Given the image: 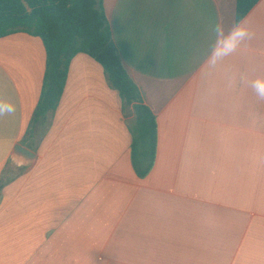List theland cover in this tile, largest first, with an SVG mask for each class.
I'll return each instance as SVG.
<instances>
[{
    "label": "crops",
    "instance_id": "crops-1",
    "mask_svg": "<svg viewBox=\"0 0 264 264\" xmlns=\"http://www.w3.org/2000/svg\"><path fill=\"white\" fill-rule=\"evenodd\" d=\"M237 0H104L124 67L158 123L153 170L132 164L131 109L85 53L59 106L29 137L47 72L41 38H0V264H264V0L256 33L215 69L211 28ZM234 73L236 84L225 85ZM215 88V96L208 91ZM28 138V140H27ZM27 140L24 144V140ZM18 145L36 154L26 165Z\"/></svg>",
    "mask_w": 264,
    "mask_h": 264
},
{
    "label": "trees",
    "instance_id": "trees-1",
    "mask_svg": "<svg viewBox=\"0 0 264 264\" xmlns=\"http://www.w3.org/2000/svg\"><path fill=\"white\" fill-rule=\"evenodd\" d=\"M259 1L237 0L236 21L244 19ZM18 32L41 38L47 51L43 92L29 137L44 128L53 116L63 96L71 62L85 53L103 67L124 110L131 109L132 164L137 176L146 178L157 157V118L124 67L113 41L104 0H0V38ZM9 182L4 179L0 189Z\"/></svg>",
    "mask_w": 264,
    "mask_h": 264
},
{
    "label": "clouds",
    "instance_id": "clouds-1",
    "mask_svg": "<svg viewBox=\"0 0 264 264\" xmlns=\"http://www.w3.org/2000/svg\"><path fill=\"white\" fill-rule=\"evenodd\" d=\"M213 42L210 45L206 64L210 69H215L226 58L236 53L243 45L252 42L256 33L251 29L247 22L243 19H238L230 29L225 28L216 23L212 26ZM241 82L246 83L254 92L258 100L264 101V77L257 76L255 79L248 80L243 74L239 76ZM237 82V77L234 73H230L226 77L225 85L228 88L233 87ZM215 88L208 91V97L215 96ZM16 112V105L3 97H0V118L11 116Z\"/></svg>",
    "mask_w": 264,
    "mask_h": 264
},
{
    "label": "water",
    "instance_id": "water-1",
    "mask_svg": "<svg viewBox=\"0 0 264 264\" xmlns=\"http://www.w3.org/2000/svg\"><path fill=\"white\" fill-rule=\"evenodd\" d=\"M14 157L18 161L24 162V164L29 165L33 164L36 160V154L30 151L29 149L23 147L22 145H18L14 150Z\"/></svg>",
    "mask_w": 264,
    "mask_h": 264
}]
</instances>
